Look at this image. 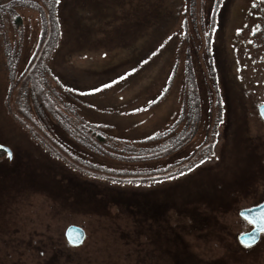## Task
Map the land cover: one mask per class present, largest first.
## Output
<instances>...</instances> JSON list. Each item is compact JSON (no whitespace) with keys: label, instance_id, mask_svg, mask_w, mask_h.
<instances>
[{"label":"rangeland","instance_id":"obj_1","mask_svg":"<svg viewBox=\"0 0 264 264\" xmlns=\"http://www.w3.org/2000/svg\"><path fill=\"white\" fill-rule=\"evenodd\" d=\"M215 1L0 0V264H264V0Z\"/></svg>","mask_w":264,"mask_h":264},{"label":"trees","instance_id":"obj_2","mask_svg":"<svg viewBox=\"0 0 264 264\" xmlns=\"http://www.w3.org/2000/svg\"><path fill=\"white\" fill-rule=\"evenodd\" d=\"M215 9L213 14L218 15L220 13V2L219 0L215 1ZM17 22L19 24L20 18L17 17ZM36 73V72H35ZM31 78V81H33L34 90L39 95L41 102L45 108V110L50 114L51 118L58 123L60 127H62L65 131L70 134L71 137L74 138V135L76 137L79 135L83 138V144L92 151H100L101 149H104L105 146L109 147L110 143L107 137L110 138V136H106L103 134V128L104 126L96 125L92 122L85 121L80 115H78L75 111L71 110V108H68L65 106L64 103L63 107L61 108L60 104L55 101L54 97L51 95H48V91L43 88L39 82L37 83L36 80L34 81V75ZM191 114V113H190ZM99 128V129H98ZM164 137H167V134H164ZM76 139V138H75ZM53 142H55V139L52 138ZM111 140V139H110ZM177 139H172L171 143L176 141ZM112 144V143H111ZM176 144V143H175ZM173 144V148H179L178 145L175 146ZM172 148V149H173ZM160 150V149H159ZM159 150L151 151L150 153H146V155H142L141 158L144 161H151L156 158H161V156H167V147L161 148V151L157 153ZM105 153H108V151L105 149ZM142 153V152H141ZM143 154V153H142ZM119 157V156H118ZM120 158V157H119ZM136 159H132L131 161H135ZM186 169V168H185Z\"/></svg>","mask_w":264,"mask_h":264},{"label":"water","instance_id":"obj_3","mask_svg":"<svg viewBox=\"0 0 264 264\" xmlns=\"http://www.w3.org/2000/svg\"><path fill=\"white\" fill-rule=\"evenodd\" d=\"M257 112L261 119L264 120V103L258 105ZM0 146H2L0 149L4 150L7 154L11 153L7 146L2 144ZM238 214L252 225L250 230L238 236V241L244 246H251L258 241L260 234L264 232V201L252 207L240 209ZM64 235L71 245H79L85 237L84 230L74 224L65 228Z\"/></svg>","mask_w":264,"mask_h":264},{"label":"snow or ice","instance_id":"obj_4","mask_svg":"<svg viewBox=\"0 0 264 264\" xmlns=\"http://www.w3.org/2000/svg\"><path fill=\"white\" fill-rule=\"evenodd\" d=\"M0 147H2V146H0ZM8 156H9V158L11 157V153L10 152L8 153Z\"/></svg>","mask_w":264,"mask_h":264},{"label":"flooded vegetation","instance_id":"obj_5","mask_svg":"<svg viewBox=\"0 0 264 264\" xmlns=\"http://www.w3.org/2000/svg\"><path fill=\"white\" fill-rule=\"evenodd\" d=\"M251 228H252V225L250 224V229H251ZM250 229H249V230H250Z\"/></svg>","mask_w":264,"mask_h":264}]
</instances>
